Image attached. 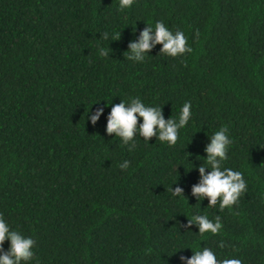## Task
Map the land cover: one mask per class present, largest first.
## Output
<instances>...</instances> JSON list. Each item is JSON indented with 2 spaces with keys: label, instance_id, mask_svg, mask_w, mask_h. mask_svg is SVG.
<instances>
[{
  "label": "trees",
  "instance_id": "1",
  "mask_svg": "<svg viewBox=\"0 0 264 264\" xmlns=\"http://www.w3.org/2000/svg\"><path fill=\"white\" fill-rule=\"evenodd\" d=\"M157 21L192 51L127 59ZM134 97L177 121L191 102L174 146L107 134L111 105ZM225 126L222 167L247 188L221 211L191 188ZM0 215L35 241L21 264H185L204 247L264 264V0H0ZM194 215L219 216V234L187 228Z\"/></svg>",
  "mask_w": 264,
  "mask_h": 264
},
{
  "label": "clouds",
  "instance_id": "2",
  "mask_svg": "<svg viewBox=\"0 0 264 264\" xmlns=\"http://www.w3.org/2000/svg\"><path fill=\"white\" fill-rule=\"evenodd\" d=\"M134 0H119L121 10L131 7ZM104 39H108V33L102 34ZM162 45L160 53L176 57L185 52H191L187 37L182 31H176L173 34L162 21H157L153 26L147 24L140 32L138 40L131 41L128 48L127 59L143 62L145 53H150L153 46ZM99 55L107 57L108 51L104 48L99 49ZM191 102H185L182 106L178 121L174 118L165 119L163 110L159 107L146 106L139 97L130 98L126 104L124 101L111 105V110L107 116L106 132L109 135L115 134L121 138L124 144L133 143L129 146V151L135 147L134 139L137 134L146 141L156 137L161 142H166L174 146L179 139V130L184 128L191 116ZM103 108H98L89 119L92 124H96L103 113ZM142 118V123L140 122ZM227 127H221L210 137V143L205 146L207 168L199 166L200 181L191 188V194L198 199L207 198L209 206L219 204V209L223 211L226 207L235 204L247 185L240 171L231 168L222 167V162L228 159L227 151L231 140L228 136ZM121 169L129 167V161L125 160L119 165ZM173 196L184 195L182 187L171 188ZM195 224L198 226V233L204 235L211 233L219 234L222 223L219 216L215 217V222L206 215H194L188 219L187 228ZM5 240H10L8 251L3 250ZM35 241L32 238H25L17 231L10 230L8 224L0 215V264H21L22 261H30L33 258V245ZM226 245L223 241L219 242V247ZM191 257H181L185 264H242L238 258L217 259L214 251L209 247L202 250L193 251Z\"/></svg>",
  "mask_w": 264,
  "mask_h": 264
}]
</instances>
